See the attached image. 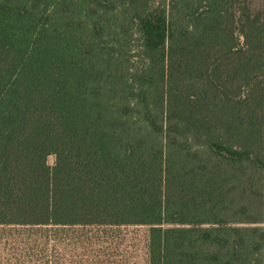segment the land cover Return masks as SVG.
I'll use <instances>...</instances> for the list:
<instances>
[{
    "label": "trees",
    "instance_id": "trees-1",
    "mask_svg": "<svg viewBox=\"0 0 264 264\" xmlns=\"http://www.w3.org/2000/svg\"><path fill=\"white\" fill-rule=\"evenodd\" d=\"M244 222H264V0H0V225H144L148 264H264Z\"/></svg>",
    "mask_w": 264,
    "mask_h": 264
},
{
    "label": "rangeland",
    "instance_id": "rangeland-1",
    "mask_svg": "<svg viewBox=\"0 0 264 264\" xmlns=\"http://www.w3.org/2000/svg\"><path fill=\"white\" fill-rule=\"evenodd\" d=\"M251 1L254 10L261 6V0ZM138 38L130 27L121 51L132 61L139 52ZM54 161V156L47 157L49 166ZM233 225L254 227L264 222ZM148 241L149 227L144 225H0V264H148Z\"/></svg>",
    "mask_w": 264,
    "mask_h": 264
}]
</instances>
